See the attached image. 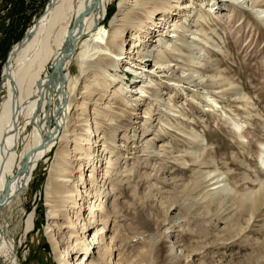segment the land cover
Listing matches in <instances>:
<instances>
[{"label": "bare ground", "instance_id": "6f19581e", "mask_svg": "<svg viewBox=\"0 0 264 264\" xmlns=\"http://www.w3.org/2000/svg\"><path fill=\"white\" fill-rule=\"evenodd\" d=\"M222 1L221 6L227 9L218 18L214 6ZM112 2L49 0L44 13L27 28V38L10 49L9 61L2 69L5 94L0 101V259L20 264L16 236L22 232L26 237L35 231V210L27 213L23 198L39 163L48 161L51 153L42 191L47 211L43 235L57 264H189L190 258L192 264H217L209 249L225 250L240 243L250 249L249 263L262 257L264 240H249L248 236L264 235V139L254 140L258 172L263 178L251 180V187L236 180L229 182V169L212 174L213 150L204 156L206 135L194 129L192 122L183 123L191 121L183 105L193 106L205 91L208 104L202 111L214 113L212 104L219 105L218 98L233 90V78L223 77L219 68L201 62L205 54L209 64L217 55L200 42L210 46L224 42L216 30L223 17L228 31L235 23L238 29L252 27L254 17L264 23V0H119L114 14ZM206 3H210L208 9ZM110 16L107 27L104 21ZM252 31L264 32L248 30L250 44L255 39ZM235 37L232 41L238 42L244 32ZM194 38L197 42L190 40ZM193 46H199L197 52L188 53L186 49ZM228 47H219L218 52L225 55ZM122 54L136 56L139 63ZM148 62L152 65L145 68ZM120 65L134 75L129 85L118 73ZM177 73L189 74L183 78ZM243 89L240 86L239 95ZM243 98L238 107L244 110V121L234 119L239 114L230 105L231 114L224 105L223 112L210 119L214 122L219 117L229 122L237 137L250 135L252 139L256 136L248 131V125L258 114L248 96ZM126 110H141L134 127L127 128L123 120ZM173 130L187 140L180 138L176 146L158 140L159 145L153 147L156 138L177 141ZM123 148L131 152V158ZM135 151L146 153L142 163L149 164L151 171L159 167L163 171V166L172 163L179 171L192 172L187 179L171 180L170 176L174 191L161 203L165 204L162 214L166 217L172 206L183 208L180 199L191 196L192 206L207 218L203 222L208 228L216 230L224 224L216 230L215 240L200 238V221L185 213L184 224L177 228L187 236L179 245L187 254L162 260L163 252L169 253L173 247L155 243L168 228L165 218L153 220L144 212L140 183L130 163L138 160ZM166 177L161 184L170 182ZM224 207L232 213H219ZM257 222L262 229L254 230ZM142 233L147 235L131 245Z\"/></svg>", "mask_w": 264, "mask_h": 264}, {"label": "rangeland", "instance_id": "374dc122", "mask_svg": "<svg viewBox=\"0 0 264 264\" xmlns=\"http://www.w3.org/2000/svg\"><path fill=\"white\" fill-rule=\"evenodd\" d=\"M7 1L10 2V0H7ZM48 1L49 0H16L17 2L16 7H13V3L10 2L11 7L9 8L7 12V18H9L8 26L11 23V17H10L11 14L12 16H14V15H19L22 13L21 14L22 16L21 15L17 16V18L15 19L16 22L12 28L11 34L4 36V32H3L2 37L0 38V96H1L0 101L2 100L1 98H3L5 94L4 89H3V81H2V69H3V66L5 65L10 49L15 43H17L23 37V34L25 33L29 25L33 23V21H35L37 18H39L44 13L43 11L45 9V6L48 5L47 4ZM118 1L119 0H113L112 2L113 9H114L112 14H114L117 11ZM222 3L223 1L220 2V4H217L216 6H214V10H216L214 12H216V16L218 18L222 17V15L225 13V10L227 9L226 6H221ZM206 4H204L205 5L204 8L208 9L210 6V3H206ZM1 6L2 4H0V7ZM222 9H224V11ZM11 10H13V13H10ZM246 10L248 12L250 11L248 9ZM251 15L253 18L254 16L252 13ZM215 18L216 17H214L213 19L214 21H216ZM110 19H111V16L107 18V20L104 21L107 27L109 25ZM224 19L225 18L223 17L221 21H218V26H216L217 28L216 30L220 31L222 36L224 37V42H221L220 40L219 41L220 44L213 43V46H210L204 41L200 42L201 44H203L204 47H209L212 52H215L217 57L212 58L209 64V60H207L206 54L204 53L205 55L202 56L201 62L203 64L205 63L206 66H210L212 68H217V69L219 68L218 70L221 72V75H223V77L224 75H227L231 77V79L233 78L232 80L235 81L236 84L231 85L232 86L231 90L233 89L232 91L229 90L228 92H226V95L218 98L219 105L212 104V109L216 111L214 113L212 111L210 112L206 111L205 113H203L202 111L205 109L202 106L205 104H208L205 91L203 92L204 96L197 97L198 101H196V103H194L193 106L183 105L184 111L186 112L187 115L191 117L190 122L183 121V123L185 125L187 124L189 125V123L192 122L191 124L194 129L206 135L207 142H205L206 145L204 144V148L207 150V152L204 153L205 154L204 156L205 157L208 156L207 154L208 151L213 150V155L215 159V167L210 168V170L213 171L212 172L213 175L224 173L226 172L227 169H229L230 170L229 171L230 175L228 174L229 182H232V180L233 181L236 180L239 184L241 183V184H244L245 186L251 187L250 185L251 180L253 181L254 179H256V177L263 178V174L258 172L259 170H258L257 154H256L257 149H256L254 140L256 138L264 139V136H260V135H264V129L262 128V125L264 122V32L259 34V32L254 31L255 32L254 33L252 31L251 35L252 36L255 35L254 43L252 44H250L249 40H247L248 38L247 34H248V30H255V29L261 30L262 29L264 31V23L262 20L258 21V18L254 17L253 18L254 23L253 22L251 23L253 25L252 27L249 25L246 28L238 29L237 24L235 23L233 24L230 31H228L226 28L227 24H224ZM254 19H257V20H254ZM219 27H225V30L221 31ZM242 32H244V37H242L238 42H233L232 37L236 36L234 39H237L239 38ZM212 35L215 38L218 37L216 36V34H212ZM190 40L192 41L194 40V42H197L196 38L190 39ZM227 44L229 45L228 50L225 51V55H222L220 52H218V48L223 47ZM198 47L199 46H193L192 48L188 50L186 49V51L188 53L190 52L194 53V52H197ZM128 49H129V46H127L126 49L124 48L125 50L124 52H126V50ZM122 56L128 58L133 63H139L136 56H132L129 54H122ZM213 60L214 62L211 63ZM215 62H218V65L217 64L213 65ZM145 65H146L145 68H147V66H151L152 63L148 62ZM47 68H48V73H51L50 64L47 66ZM118 73L119 75L124 76V78H127V79H124V82L126 84L129 85L133 81V77H134L133 73L130 71H123V67L121 65L118 70ZM177 74L184 78L189 73H177ZM193 76H194L193 77L194 79L197 77L195 74H193ZM224 81L225 83L224 82L223 83L228 85V86L226 85V88H229L230 86L228 84V81L226 80ZM240 86H243V88H245V90L243 89L244 92L242 95L238 94ZM243 95L245 97L248 96L249 101L253 103L254 105V108H253L254 112L258 114L254 116L253 118H251L252 120L250 121V124L248 125L249 126L248 131L251 132L254 136H256L255 138L252 137V139L250 135L247 136V138L245 137L244 139H240L230 128L229 122L220 121L219 117H217L216 121L214 122L212 121V119H210L212 115L215 116V113L217 112L218 114L222 113L223 110H221V106L225 105L226 108H224V110L226 112H228L229 108H231L235 110L236 113L239 114L238 115L239 117L238 118L234 117V119H240V120L244 119L245 120L244 110L241 108L239 109L238 107V104L244 103ZM214 97H217V95L214 94ZM76 98L78 99L79 95L76 96ZM95 98L97 97H94L93 99ZM177 99L179 100L180 97L174 99L175 104L178 103ZM92 102L93 100L91 101V103ZM160 109L164 110L163 107H161ZM140 111L141 110H136L132 112V111L126 110L124 112L123 120L126 123L127 128L134 127V122L139 121L138 119L136 120L135 118H139V116H142L140 115ZM228 113H230V111ZM202 126L205 127L206 129L204 130ZM176 132L177 131L173 130L174 135H177L179 137L177 138V141L174 140L173 137H170L172 138L171 140L170 138H167L164 136L161 139L156 138V141L154 142L153 147H155V145H159L157 143L158 140H167L168 142H171L173 146H176L179 140L181 141L180 138H184L185 140H187L186 137H181ZM208 137L210 138L208 139ZM247 139L248 141L245 143ZM57 147H58V143H57ZM122 152H126L127 154H125V156H127V158H131V154H129L131 152L128 151L126 148H123ZM135 152H133L134 156H137L138 160H136V162L130 161V163L132 164V167L134 168L133 175L134 177H136V180H138V183H140L139 184L140 188L138 191H140L139 194H141L140 196H141L142 203L144 205L143 206L144 212L148 213L151 216V219L153 220H161L165 218L166 219L165 227L168 228L166 232L164 233L165 235H160L159 237H156L155 243L158 244L162 242L163 246L168 245V246L173 247V250L171 252L169 253L163 252L162 260L170 261L171 259H174V258L184 257L187 254L183 248L179 247V245L184 244L186 242L187 236H185L184 232L181 231V229L177 228L178 225L184 224L186 220L185 213H188L189 215L188 217H195L196 219L198 218V220L200 221L199 223V227H200L199 229L201 230L200 238H203V239L207 238L206 241L208 242H210V239L211 241L215 240L214 238H216V236L218 235L216 232L221 230L224 224L221 223L219 226L220 228L219 227L216 228L217 231L213 229V227H211L210 225L208 228L207 227L208 225L206 226L207 223L203 222V220L206 221L207 218L204 219L203 216H199V213L195 211L196 207L192 206L191 196L186 197L184 199H180L179 204L183 205V208L181 206L180 208L179 206H172L169 211V214L166 215V217H164L165 215L162 214L163 207L165 206V204L161 205V203H164L166 201L165 199L169 198L172 195V192L174 191V187L171 184L172 183L171 180L187 179L192 175V172L189 169L179 171L177 170V166L173 165L172 163H169L167 166H163V171L161 167H159L157 171L156 170L151 171V167L149 164L142 163L143 159H145L147 156L146 153L137 152V151ZM50 155L51 157L49 158L48 161L44 160L39 163V166L34 174L33 180L30 183L28 191L23 198V201L26 205V210H27L26 212L30 213L35 210V214H34V220H35L34 230L35 231L31 232L26 237L22 235V232H19L16 236V244L18 247L17 254H18V260L20 264H57L52 258L50 244L43 235V230L47 225V211H46L45 202H44V193H42V191H43V186L45 183L46 175L48 173V168L51 164V162L49 161H51L53 158V154L51 153ZM147 174H148V177H147ZM133 175L131 174V178L133 177ZM165 176H167L166 178H169V180L171 177L172 178L170 182H166L167 184L166 183L161 184V182H163L161 180H163V177L165 178ZM242 176L247 177V179H245L246 177L245 178L243 177L245 179V182H243L244 179L242 178ZM240 178H242L243 181ZM159 180H160V183H159ZM122 185L124 186V188L126 187L125 188L126 190L128 189V187L126 186L127 181L126 182L124 181ZM230 187L232 188L231 183H230ZM168 192L170 195L168 194ZM225 206L228 207L229 203H226ZM224 209H220L219 213H222V215L224 216L228 213H232V210L230 212V210L226 209L225 207ZM26 216L27 215L24 216L23 221L26 219ZM202 223L204 224L205 227L203 226ZM257 224L255 225L254 230L262 229V226H261L262 224L260 222H257ZM205 230H207V232ZM207 233H209L210 237L208 236ZM146 235L147 233L136 235L133 238V241L130 242V244L132 245V243H135L136 241L143 239V237H145ZM255 237H257L258 240H264V235L259 236L257 235V233L255 234L251 233L248 236V239L253 240ZM20 239L22 241L21 243H19ZM210 251L213 252L214 254L213 261H217V264H264V255H262V257L260 258L257 257V258L252 259L249 263L247 259V255H249L248 253H250V249L247 248L244 243H240V245L231 246V247L228 246L227 248H225V250L217 251V250L209 249L208 252ZM220 256H224V258L220 259ZM190 259L188 260L189 264H192V262H190ZM196 259L197 258H194V262ZM0 264H7V263L4 262L1 258Z\"/></svg>", "mask_w": 264, "mask_h": 264}, {"label": "built area", "instance_id": "2783aa9c", "mask_svg": "<svg viewBox=\"0 0 264 264\" xmlns=\"http://www.w3.org/2000/svg\"><path fill=\"white\" fill-rule=\"evenodd\" d=\"M0 38L2 37L3 29L8 26L9 18H7V12L11 7V3L7 0H0Z\"/></svg>", "mask_w": 264, "mask_h": 264}, {"label": "crops", "instance_id": "0c3cea01", "mask_svg": "<svg viewBox=\"0 0 264 264\" xmlns=\"http://www.w3.org/2000/svg\"><path fill=\"white\" fill-rule=\"evenodd\" d=\"M10 2H12L13 3V7H16V4H17V2H16V0H10ZM21 2V1H20ZM10 13H13V10H11V12ZM22 14V13H21ZM21 14H19V15H14V16H12V14H11V23H10V25L6 28H4L3 29V32H4V36L5 35H10L11 34V31H12V28H13V26H14V24H15V22H16V18H17V16H20ZM22 16V15H21Z\"/></svg>", "mask_w": 264, "mask_h": 264}, {"label": "water", "instance_id": "95a60500", "mask_svg": "<svg viewBox=\"0 0 264 264\" xmlns=\"http://www.w3.org/2000/svg\"><path fill=\"white\" fill-rule=\"evenodd\" d=\"M48 4V3H47ZM47 5L45 6L44 11L46 10ZM43 11V12H44ZM27 38V32L25 31V33L23 34V37L17 42L18 43V47L22 44V42ZM9 61V55L7 56L6 62L5 64H7V62Z\"/></svg>", "mask_w": 264, "mask_h": 264}]
</instances>
